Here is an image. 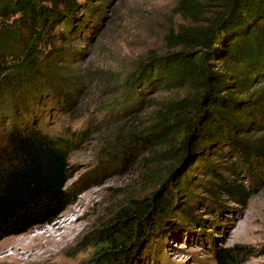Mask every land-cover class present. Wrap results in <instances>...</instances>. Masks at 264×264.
Masks as SVG:
<instances>
[{
	"label": "trees",
	"instance_id": "obj_1",
	"mask_svg": "<svg viewBox=\"0 0 264 264\" xmlns=\"http://www.w3.org/2000/svg\"><path fill=\"white\" fill-rule=\"evenodd\" d=\"M45 1L0 0V114L8 113L11 123L0 164L3 236L52 223L70 198L65 191L67 145L39 127L30 106L39 102L42 92L44 97L60 94L46 81L45 73L56 70L51 64L54 53L44 50L68 41L84 19L77 17L80 4L75 0ZM183 4L198 7L200 16L193 22H204L182 26L171 37L172 47L142 60L131 78L132 90L145 85L187 90L181 99L166 104L151 128L135 140L159 158L178 155V163L163 179L161 193L121 211L117 223L125 226L107 239L109 250L119 253L116 261L127 257L132 237L140 245L160 235L172 213L192 215L198 204L196 188L208 193L212 202L244 203L245 175H264V0ZM205 5L216 9L206 15L210 11ZM182 13L191 17L186 9ZM63 102L70 104L66 98ZM219 158H226L223 167ZM233 254L222 251L218 264H238Z\"/></svg>",
	"mask_w": 264,
	"mask_h": 264
},
{
	"label": "rangeland",
	"instance_id": "obj_2",
	"mask_svg": "<svg viewBox=\"0 0 264 264\" xmlns=\"http://www.w3.org/2000/svg\"><path fill=\"white\" fill-rule=\"evenodd\" d=\"M75 1L80 4L77 17L86 25L80 22L77 34L44 50L54 53L51 64L56 70L45 73L46 81L60 94L44 97L42 92L30 106L39 127L67 145L65 191L70 198L52 223L20 234L0 233V264H126L128 259L130 264H218L225 250L234 252L238 264H264V175H245L244 203L212 202L196 188L198 204L192 215L172 213L160 235L140 245L132 237L129 258L113 260L119 253L109 250L107 239L125 226L117 223L121 211L161 193L163 179L178 163V155L159 158L135 140L151 128L166 104L187 94L186 89L149 85L132 90V75L142 60L167 52L182 26L204 19L193 22L200 16L198 7L189 8L184 0ZM205 7L210 11L206 15L216 9ZM65 98L69 105H63ZM10 126L9 114H0V164ZM225 161L218 159L222 167ZM63 219L67 225L59 228Z\"/></svg>",
	"mask_w": 264,
	"mask_h": 264
},
{
	"label": "bare ground",
	"instance_id": "obj_3",
	"mask_svg": "<svg viewBox=\"0 0 264 264\" xmlns=\"http://www.w3.org/2000/svg\"><path fill=\"white\" fill-rule=\"evenodd\" d=\"M63 223V224H62ZM57 224H59L58 226H59V228L60 227H65L66 225H67V219H63V220H61L59 223H57ZM57 230H55V231H53V233L54 232H56Z\"/></svg>",
	"mask_w": 264,
	"mask_h": 264
}]
</instances>
